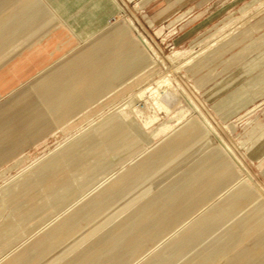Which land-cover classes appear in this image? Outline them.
<instances>
[{"label": "rangeland", "instance_id": "rangeland-1", "mask_svg": "<svg viewBox=\"0 0 264 264\" xmlns=\"http://www.w3.org/2000/svg\"><path fill=\"white\" fill-rule=\"evenodd\" d=\"M55 1L59 10L51 0H23L9 12L0 13V110L21 101L15 112L0 115V135L8 122H16L17 112L39 118L26 135L2 144L0 177L15 172L24 163L26 166L35 155L65 138L86 116L121 102L163 72L173 92L170 100L162 99L166 115L154 114L135 96L131 102L136 110L129 108L127 115L141 123L151 114L158 116L157 123L146 129L151 133L169 132L162 137L167 139L160 146L175 150L162 159L153 158L155 175L126 188L123 198L109 204L107 211L97 213L94 220L81 219L79 233L68 235L61 246L30 253L28 264H74L75 259L86 256L96 258L98 264H233L236 256L245 259L264 239V170L258 164L264 158V10L222 42L216 56L203 61L212 53L211 48L205 57L190 64L182 62L210 40L217 28L229 21L239 22L259 9L264 0H210L198 9L179 11H175L171 0H118L122 8L114 14L102 10L100 4L106 1L111 6L113 0H74L68 7L61 0ZM34 11H38L34 18L23 19ZM92 11L100 19L86 28L95 20ZM54 27L61 29L60 35L74 34L83 42L68 38L47 59L18 61L20 51L36 37H53ZM245 29H249L248 36L240 40ZM123 33L138 39L147 49L149 67L123 49L118 56L121 68L110 69L114 72L106 88L92 94L93 106L86 107L90 104L87 102L70 115L87 109L79 116L59 118L60 111L50 110L42 100L43 82L66 67L80 49L96 43L100 45V64H107L124 45L117 41ZM139 33L149 41L154 53ZM185 50L189 52L169 62L155 58V52L166 56ZM15 62L29 67L16 71L10 68ZM107 92L110 94L105 96ZM183 112L186 117L177 122ZM115 118L121 120L119 116ZM166 124L172 125L167 132L161 129ZM189 124L194 126L195 135L178 139L177 134ZM138 127L135 123L131 130ZM155 141L146 142L147 153L157 146ZM223 160L231 165L230 175L217 180L186 213L174 218L153 238L141 234L135 221L149 202H163L171 184L181 188L186 180L197 178L203 171L214 175ZM244 191L247 197L238 199ZM118 228L127 230L129 248L114 253L122 245L123 236L117 238L114 251L94 249L100 241L112 238Z\"/></svg>", "mask_w": 264, "mask_h": 264}, {"label": "crops", "instance_id": "crops-1", "mask_svg": "<svg viewBox=\"0 0 264 264\" xmlns=\"http://www.w3.org/2000/svg\"><path fill=\"white\" fill-rule=\"evenodd\" d=\"M22 1L0 0V13L3 15L9 12ZM51 1L55 7L58 6L55 0ZM72 1L74 0H61L67 7ZM209 1L171 0V5L176 6L174 7L175 11H179L184 8L198 9ZM57 9L59 10V7ZM38 11H34L29 16H24L23 19L34 18ZM57 28L59 27L53 28V34H51L53 37L51 38L42 37L36 40V37L32 40L28 46L20 51L22 56H18V61L20 59L28 61L47 59L68 38L83 42L82 39L71 33L69 36L60 35L59 33L62 31ZM240 29L213 47L209 51L212 53L208 58L205 55L209 52L200 58L205 57L203 60L205 61L216 56L221 50L216 48ZM248 32L249 29L243 30L240 33V40L247 38ZM117 37L119 44H124L126 47L122 45L118 55H114L107 64H100L97 54L100 45L96 43L84 50L80 49V53L66 67L60 72L52 74L43 82L42 100L50 110L60 111L59 118L64 119L70 116L76 107H82L87 102L90 104L86 107L93 106L92 94H98L106 88L114 72L110 69L121 68L118 56L123 52V49L129 50L135 61L144 67H149L147 49L138 39L136 40L126 33ZM28 67L27 63L20 66L19 63L15 62L10 65V68L17 69L16 71H24ZM109 94L110 92H107L105 96ZM20 104L21 101H18L9 108L1 109L0 115L4 116L8 112H15L14 110ZM110 107L86 116L80 124L73 127L65 138L97 119ZM85 111L87 109L70 116V119ZM116 116H119L121 120L116 119ZM16 118L15 123L12 121L11 124L7 123L9 125L0 135V153L4 142L13 143L15 137L28 133L32 125L39 120L37 115H25L19 112H17ZM135 123L139 127L132 131L131 127ZM168 133L162 134L157 131L151 133V130L145 129L142 123L136 121L131 114L122 116L116 113L82 133L71 143L61 147L47 159L34 165L19 178L1 188L0 264H28L30 253L33 251L42 253L61 246L68 235L79 233L78 222L81 219L94 220L97 213L107 211L109 204L121 200L125 195L126 188L133 187L155 175L156 167L152 163L153 158L162 159L168 152L175 150L172 146L165 150L160 146L162 144L160 142ZM194 134L195 128L189 124L177 134V138L182 140L192 137ZM160 138L162 139L158 141ZM150 139H156L155 145L157 146L147 153L146 142ZM52 148H47L42 153L35 155L28 163ZM25 164H22L18 170ZM258 164L264 170V158L259 160ZM216 168L214 175L208 174L209 171H203L197 178L193 177L186 180L181 188H175L171 184L170 190L163 196V202L157 199L149 202L135 221V225L138 226L141 234L153 238L169 226L174 218L186 213L200 200L203 192L212 188L217 180L230 175L231 165L226 160L220 161ZM15 172L5 176L8 177ZM2 181L3 179L0 178V183ZM246 197L245 191L237 196L238 199ZM118 229L112 238L100 241L94 249L107 248L109 251H114L118 245L117 238L123 236L122 245L114 253L119 249L129 248L131 240L128 238L127 230ZM258 243L253 246L254 250L252 249L249 254L245 255V259H242V255L236 256L233 264H264V239L261 240L262 247L259 241ZM74 264L98 263L96 258L86 256L78 257L74 260Z\"/></svg>", "mask_w": 264, "mask_h": 264}, {"label": "bare ground", "instance_id": "bare-ground-1", "mask_svg": "<svg viewBox=\"0 0 264 264\" xmlns=\"http://www.w3.org/2000/svg\"><path fill=\"white\" fill-rule=\"evenodd\" d=\"M113 2H114V5L110 4L111 6H108V2L106 3V1H103V3H102V1H101V3H100L101 4V9L106 11L109 14H110V12H112L113 14L114 13H118V9H121L122 7H121L120 3L118 2V0H113ZM120 2L123 3V1H121V0H120ZM263 10H264V4L261 5V7L259 9H257L255 12H253L252 14L244 16L243 18H241L239 22L229 21V22L223 24L222 26H220L219 28H217V30H215L213 32V34L211 35V39L210 40H208L197 51H194V52L190 53L186 58H184V61L182 62V65L190 64L195 59H197V58L201 57L202 55H204L208 50H210L211 48L215 47L218 43H220L225 38L229 37L234 31H236L238 28H240L242 25H244L250 18H252L253 16L259 14ZM92 12H95V15H93L95 17V20L94 21H90L89 23L87 22L88 24L86 25V28L95 25V21L100 19L98 14L96 13V11H92ZM139 36H141L143 38V42L148 46V49H151L152 53H154V49L151 47V44L149 43V41L140 33H139ZM188 52H189V50H185V51H182V52H174V53L168 54L166 56L162 55L163 57L159 56L155 52V58L158 59V61H161V62L168 61V60L172 61L173 58H175L177 56H180V55H184L185 53H188ZM171 91L172 90L170 88V83H169V79L167 77V73L166 72H163V73H160V74L154 76L153 78H151L150 81H148L143 86H141L133 94H130L128 97L124 98L121 102H119L117 104H114L107 111H105L100 116H98L97 119L91 121L87 125L81 127L77 132H75L71 136L65 138L63 142L57 143L52 149H50L47 152L37 156L34 160L29 162L25 167H23L22 169L18 170L15 174H13V175H11L9 177H0L1 179H3L2 183H0V189L3 188L5 185H7L9 182H12L13 180L19 178L21 175H23L27 170L32 168L34 165H36V164L44 161L45 159H47L49 156H51L53 153H55L61 147H64L65 145L71 143L74 139H76L82 133L88 131L90 128L94 127L95 125H97L99 123H102L103 121H105L110 116H112V115H114V114H116L118 112L122 116H126L127 115V110L129 108H132L135 111L136 110L135 105L131 102L132 101L131 100L132 96H135L136 98L141 99L145 103V105H148L149 108H151V110H153L152 111L153 113L154 112L155 113L160 112V113H164L166 115L167 108H166V105L164 104V102L162 101V99L170 100L171 98H173V94H172L173 92H171ZM143 93H146L147 95L146 96H142ZM154 114H151L150 116H147L145 120L142 119L143 120L142 125H143V127L145 129L149 128L150 126H153L154 124L157 123L159 117L154 115ZM145 116H146V114L144 115V117ZM185 117H186V113L183 112L179 117L176 118V121L179 122L180 120H182ZM171 127H172V125L166 124V125H163L161 129L163 131L167 132ZM186 132H188V131H186ZM221 171L224 172L223 170H221Z\"/></svg>", "mask_w": 264, "mask_h": 264}]
</instances>
